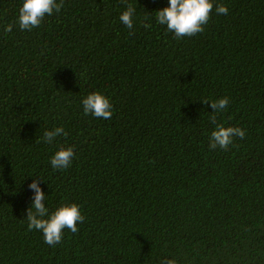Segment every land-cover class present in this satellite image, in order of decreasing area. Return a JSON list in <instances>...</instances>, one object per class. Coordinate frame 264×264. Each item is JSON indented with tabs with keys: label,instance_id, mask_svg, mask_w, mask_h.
Listing matches in <instances>:
<instances>
[{
	"label": "trees",
	"instance_id": "16d2710c",
	"mask_svg": "<svg viewBox=\"0 0 264 264\" xmlns=\"http://www.w3.org/2000/svg\"><path fill=\"white\" fill-rule=\"evenodd\" d=\"M22 3L0 0V264H264V0H214L179 39L156 21L169 0H64L31 30ZM97 90L110 119L84 113ZM219 123L246 135L210 149ZM62 145L75 155L53 169ZM40 176L49 215L75 202L85 217L56 245L28 230Z\"/></svg>",
	"mask_w": 264,
	"mask_h": 264
},
{
	"label": "clouds",
	"instance_id": "9594fccd",
	"mask_svg": "<svg viewBox=\"0 0 264 264\" xmlns=\"http://www.w3.org/2000/svg\"><path fill=\"white\" fill-rule=\"evenodd\" d=\"M64 0H23L19 9L18 23L21 30H31L40 26L46 16L58 13L63 8ZM214 8V0H169L167 7L156 11V21L159 25L166 26L167 31L173 33L176 38L185 36L191 37L205 30L212 10ZM217 14H227V6L220 4L215 6ZM136 8L131 4H127V8L119 17L122 24L128 29L134 26V16ZM145 28H150L151 24H144ZM13 30V23L4 26V32L10 33ZM130 35L134 33H129ZM209 100H204L207 104ZM83 110L85 114H92L96 118L110 119L113 115V104L111 98L102 91H94L88 94L83 100ZM229 104L228 97H222L218 100L211 101L210 107L213 109V115L210 122L216 123V115L223 112ZM61 135L67 136L68 133L63 126L55 127L44 133L43 140L51 144L57 137ZM246 132L243 128L236 126H225L224 123L216 124L215 130L210 135V149L217 147L228 149L233 143L235 137L243 139ZM75 155L74 146L62 145L51 158V166L53 169H66L70 167ZM40 176L28 185L34 193L33 201L27 209L28 230L41 231L44 241L49 245H56L63 239L64 230L68 229L75 233L78 231V223L85 220L81 212V206L75 202L62 203L50 215L49 209L45 205V192L40 184ZM160 264H178L175 259H164Z\"/></svg>",
	"mask_w": 264,
	"mask_h": 264
}]
</instances>
